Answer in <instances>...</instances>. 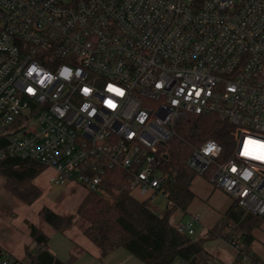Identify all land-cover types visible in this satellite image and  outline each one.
<instances>
[{
	"label": "built area",
	"instance_id": "1",
	"mask_svg": "<svg viewBox=\"0 0 264 264\" xmlns=\"http://www.w3.org/2000/svg\"><path fill=\"white\" fill-rule=\"evenodd\" d=\"M190 114L235 130L229 151L207 138L187 165L264 218V0H0L3 154L94 190L123 170L136 196L171 209L161 146ZM197 220L176 225L193 235Z\"/></svg>",
	"mask_w": 264,
	"mask_h": 264
},
{
	"label": "trees",
	"instance_id": "2",
	"mask_svg": "<svg viewBox=\"0 0 264 264\" xmlns=\"http://www.w3.org/2000/svg\"><path fill=\"white\" fill-rule=\"evenodd\" d=\"M235 127L229 121L216 114H190L179 122L176 133L168 140L162 150L166 171L169 173L167 192L175 202L171 209L157 212L151 200L136 196L129 185V175L123 170L107 172L99 190L91 189L80 204L77 215L87 224L81 230L97 247L102 256L123 247L139 257L144 264H175L184 259L196 263L204 249L205 237H195L180 232L171 221L178 209L186 211L196 194L193 182L197 176L187 165V159L194 147L207 138H214L226 151L233 143ZM8 145V138L0 136V174L7 180L8 190L22 201L30 204L42 194L41 189L33 184L44 170L39 162L19 155L3 154ZM45 220L58 232L66 233L76 224L74 215H62L48 207L42 210ZM223 229H213L207 235H225L229 226L241 230V239L247 251L254 240L253 229L264 223V218L242 207L236 200L227 212ZM35 247L28 249L30 260L23 262L6 256L0 245V263L7 259L9 264H73L77 255L71 254L68 261L57 257L49 248L48 235L32 226ZM235 237L231 238L234 239ZM257 264L261 261L253 254ZM231 264H246L240 254Z\"/></svg>",
	"mask_w": 264,
	"mask_h": 264
},
{
	"label": "rangeland",
	"instance_id": "3",
	"mask_svg": "<svg viewBox=\"0 0 264 264\" xmlns=\"http://www.w3.org/2000/svg\"><path fill=\"white\" fill-rule=\"evenodd\" d=\"M55 170L51 167L44 168L43 172L34 179L42 194L38 199L28 204L13 195L7 188V180L0 174V245L5 250L6 256L19 259L23 262L30 260L28 249L35 247L31 234L32 226L50 237L49 244L58 256L68 260V246L70 242L63 233L56 231L44 218L42 210L48 207L62 215H74L76 224L66 232L82 234V226L87 223L77 215L78 208L89 191V187L77 181L56 183L51 181ZM197 179L203 180L205 185L195 187L196 197L186 211L178 209L174 212L171 221L177 224L180 220L187 221L191 216H197L195 222V237H205L203 251L198 256L199 264H206L209 258L231 264L237 257V249L232 245L231 238L241 239V230L229 226L224 234H230V239L225 235H207L213 229H223L227 219V212L235 199L221 188L213 185L207 177L198 175ZM196 179V180H197ZM196 184V182H195ZM154 209L163 213L167 208V200L158 195L152 201ZM254 240L249 245V250L264 262V223L253 229ZM75 251V250H74ZM12 253V254H11Z\"/></svg>",
	"mask_w": 264,
	"mask_h": 264
},
{
	"label": "crops",
	"instance_id": "4",
	"mask_svg": "<svg viewBox=\"0 0 264 264\" xmlns=\"http://www.w3.org/2000/svg\"><path fill=\"white\" fill-rule=\"evenodd\" d=\"M198 175L195 177L193 182V190L195 192V187H199L200 184H204L203 180L197 179ZM207 177V176H205ZM197 179V180H196ZM207 179H209L207 177ZM210 181V180H209ZM196 182V184H195ZM207 184V183H206ZM200 188V187H199ZM196 194V193H195ZM61 233V232H60ZM68 237L70 245L68 246V253L70 254L68 260L72 253L77 255L73 264H144L143 261L131 253L128 249L120 247L109 254L102 256L101 250L97 247L86 235L80 232L77 234L63 233ZM50 240V239H49ZM50 250L60 259L64 261L65 257L58 256L56 251L51 248L48 243ZM75 250V251H74ZM12 254V253H11Z\"/></svg>",
	"mask_w": 264,
	"mask_h": 264
},
{
	"label": "snow or ice",
	"instance_id": "5",
	"mask_svg": "<svg viewBox=\"0 0 264 264\" xmlns=\"http://www.w3.org/2000/svg\"><path fill=\"white\" fill-rule=\"evenodd\" d=\"M33 71H35V69H33ZM109 90H110V91H117V90L113 89L112 86H109ZM29 91H32V90L29 89ZM85 91H88V90L85 89ZM110 106H112V105L110 104ZM259 158L264 159V156H261V157H259Z\"/></svg>",
	"mask_w": 264,
	"mask_h": 264
},
{
	"label": "water",
	"instance_id": "6",
	"mask_svg": "<svg viewBox=\"0 0 264 264\" xmlns=\"http://www.w3.org/2000/svg\"><path fill=\"white\" fill-rule=\"evenodd\" d=\"M165 157H167V155Z\"/></svg>",
	"mask_w": 264,
	"mask_h": 264
}]
</instances>
